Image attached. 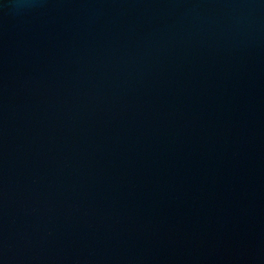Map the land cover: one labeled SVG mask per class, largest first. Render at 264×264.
I'll return each instance as SVG.
<instances>
[{
    "label": "water",
    "instance_id": "95a60500",
    "mask_svg": "<svg viewBox=\"0 0 264 264\" xmlns=\"http://www.w3.org/2000/svg\"><path fill=\"white\" fill-rule=\"evenodd\" d=\"M0 264H264V0H0Z\"/></svg>",
    "mask_w": 264,
    "mask_h": 264
}]
</instances>
